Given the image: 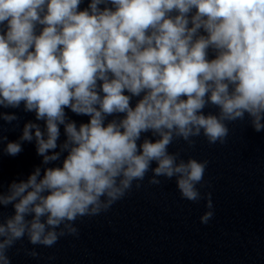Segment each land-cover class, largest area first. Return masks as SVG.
Listing matches in <instances>:
<instances>
[{
	"label": "clouds",
	"instance_id": "1",
	"mask_svg": "<svg viewBox=\"0 0 264 264\" xmlns=\"http://www.w3.org/2000/svg\"><path fill=\"white\" fill-rule=\"evenodd\" d=\"M4 109L34 120L14 141L0 132V152L34 143L41 161L6 191L0 181V209L12 208L0 211V264L25 238L36 258L35 246L78 237V220L146 177L205 199L207 224L209 161L169 148L224 144L235 122L264 131V0H0V121L15 131L21 117Z\"/></svg>",
	"mask_w": 264,
	"mask_h": 264
}]
</instances>
